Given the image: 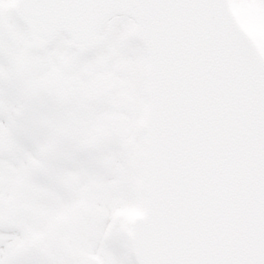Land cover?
<instances>
[{
    "label": "snow or ice",
    "instance_id": "1",
    "mask_svg": "<svg viewBox=\"0 0 264 264\" xmlns=\"http://www.w3.org/2000/svg\"><path fill=\"white\" fill-rule=\"evenodd\" d=\"M0 264H264V0H0Z\"/></svg>",
    "mask_w": 264,
    "mask_h": 264
}]
</instances>
